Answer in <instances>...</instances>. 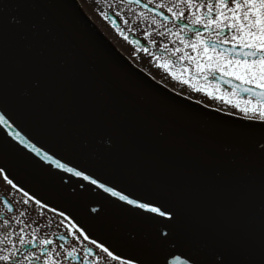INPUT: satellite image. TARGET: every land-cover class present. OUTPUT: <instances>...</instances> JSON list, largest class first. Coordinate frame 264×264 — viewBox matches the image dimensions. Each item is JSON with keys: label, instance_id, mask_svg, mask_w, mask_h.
Segmentation results:
<instances>
[{"label": "snow or ice", "instance_id": "snow-or-ice-1", "mask_svg": "<svg viewBox=\"0 0 264 264\" xmlns=\"http://www.w3.org/2000/svg\"><path fill=\"white\" fill-rule=\"evenodd\" d=\"M127 2L139 5L141 0ZM120 3H124V0H120ZM151 3L152 0H148L144 4L145 9H149ZM15 6L38 11L5 18L2 15L5 5L0 3V131H5L7 145L22 146L21 151L29 150L25 155L34 153L42 162V167L46 164L49 170L55 167L87 181V184H79L81 195L102 196L123 213L119 228L129 245L130 254L119 252L95 238H91L92 245L118 264H264V248L259 259L238 258L237 250L225 242L220 232L190 217L168 189L145 186L133 190L117 183L107 174L101 162L116 153L123 135L122 125L103 118L75 124L69 120L74 103L62 88L65 61L57 51L56 34L48 14L43 11L45 5L42 0H18ZM200 6H206L207 12L200 13ZM150 11L154 14L149 17L152 23L163 28L159 35L180 45L172 49V54L178 61L187 62L182 65L180 76L172 71L171 60H165L159 66L182 83L188 84L192 79L204 81L205 86L198 91L210 97L215 93L216 99L232 104L244 113L245 118L258 121V130L254 127L241 129L235 131L233 136L246 142L242 159L258 157L264 161V0H207L206 5L205 0H173L172 3L157 0ZM140 15L147 16V12ZM156 15L166 22L182 20L186 16L189 19L179 28H169L157 21ZM191 25H203L206 35ZM225 28L228 33L222 35ZM188 33L194 35L188 36ZM143 35L150 37L147 31ZM148 42L156 43L151 38ZM161 46H164L162 42ZM184 72L191 75L185 79ZM221 81L231 85L230 92L218 86ZM18 108L38 111L50 120L67 126L87 160L82 159L81 162L78 158L65 162V156L55 146L41 144L38 147L39 140L22 134L23 129L14 114ZM89 146L94 149L93 155L100 153L96 160L88 159L85 149ZM242 159L212 153L204 157L201 164L203 169L213 170L215 177L222 179L226 169H238ZM0 173L4 174L9 185L16 187L13 180L8 178L6 169L0 167ZM35 203L39 205L41 201L36 198ZM94 203L97 206L91 208V213H98L103 205L98 200ZM60 215L64 216V213ZM9 223L8 219L3 221L4 225ZM72 227L78 228L85 240L90 239V234L78 222ZM11 235L15 233L9 229V235H4V239L15 243ZM36 238L33 235L32 240ZM18 240L20 244L32 242L23 236ZM52 243L47 238L40 240L42 246ZM39 251L44 253L43 264H62L69 257L80 259L75 249L68 250L66 256L43 247ZM84 251L85 264H93L89 261L93 249ZM17 255L11 248L0 249V264H21L16 259ZM31 255L40 259L35 252ZM24 259L28 260L29 257L25 256Z\"/></svg>", "mask_w": 264, "mask_h": 264}, {"label": "water", "instance_id": "water-1", "mask_svg": "<svg viewBox=\"0 0 264 264\" xmlns=\"http://www.w3.org/2000/svg\"><path fill=\"white\" fill-rule=\"evenodd\" d=\"M17 2L0 0L5 18L38 11L18 8ZM42 3L56 34L57 51L65 61L62 88L74 103L69 120L75 124L103 118L122 125L116 153L101 162L107 174L133 190L168 189L190 217L220 232L238 258L259 259L264 248V161L242 159L246 142L233 136L241 129L258 130L259 122L209 108L154 81L100 34L77 0ZM14 114L22 134L39 140L38 147L55 146L65 162L87 160L64 124L35 110L18 108ZM5 139V131H0V144L17 161L5 167L14 184L63 212L72 223L78 222L90 239L130 254L119 228L120 210L102 196L81 195L79 184L87 181L55 167L49 170L46 164L42 167L34 153L25 155L29 150L9 146ZM85 151L89 160L100 156L99 152L93 155L91 146ZM212 153L242 159V163L238 169L227 168L223 178L217 179L213 170L201 164ZM97 200L103 208L91 213Z\"/></svg>", "mask_w": 264, "mask_h": 264}, {"label": "flooded vegetation", "instance_id": "flooded-vegetation-1", "mask_svg": "<svg viewBox=\"0 0 264 264\" xmlns=\"http://www.w3.org/2000/svg\"><path fill=\"white\" fill-rule=\"evenodd\" d=\"M148 2V0H142ZM157 0H152L150 6H155ZM172 3L173 0H168ZM207 0H205L206 5ZM97 8L104 13L107 20L106 36L114 43L120 51H122L135 65L140 67L149 73L156 80L164 83L173 90L184 94L186 96L199 99L202 95H207L205 92L198 91L197 89L204 87L205 82L202 80L192 79L190 83H182L180 79H175L165 68L160 67L161 63L165 60H171L173 62L172 71L177 73V76L181 75L182 65L187 62L178 61L176 56L172 54V49L179 47L178 42H174L169 38L161 37L159 33L163 32L158 24H153L149 17L154 14L140 5L128 3L124 0V3H120V0H105V2L96 3ZM231 7V4H229ZM182 8L187 11L186 7L181 5ZM166 14L167 10L164 9ZM147 12V16H142L140 13ZM207 12L206 6H200V13ZM108 14H111L117 21L118 25L114 26L108 19ZM215 14L213 13V16ZM230 15V14H229ZM156 20L161 24H165L167 27L179 28L181 23H187L188 17L186 16L182 20L171 19L166 22L163 19L155 16ZM194 29H199L203 33V25H191ZM155 29V31H153ZM112 31L115 36L121 38V42L117 38L111 35ZM150 33V37H145L143 32ZM228 29H223L222 35L227 34ZM188 36L194 35V33L186 34ZM131 37H135L137 41H133ZM149 38L156 41V43H149ZM163 43V47L161 46ZM230 47V45H225ZM147 49V51H145ZM194 71V69H193ZM191 74L184 72L183 76L187 79ZM235 82V81H234ZM193 85L195 87H193ZM218 86L221 89L231 91V86L222 84L219 82ZM209 87H212L209 85ZM214 95H216L214 93ZM241 95H244L243 93ZM201 100V99H199ZM202 101V100H201ZM205 101V100H204ZM217 107V105L213 104ZM219 105V104H218ZM11 158L0 147V166L5 163H12ZM26 202V203H25ZM10 205V207H9ZM8 219L10 223L4 225L3 221ZM9 229L15 233L11 235V240L15 243H10L9 240L4 239V235H9ZM33 235L37 238L32 240ZM23 236L26 240H31V243L20 244L18 238ZM64 237V239H61ZM50 239L53 241L52 245H40L41 239ZM0 249L11 248L18 253L16 259L21 261V264H43L44 253L39 251L41 247L46 248L48 251H58L63 255H67L68 250L75 249L76 255L80 258L77 260L69 257L66 261H62V264H85L83 257L86 255L85 249L92 248L93 253L89 254V261L96 264H118L116 261H112L106 254L101 252L100 249L92 245L90 240H85L80 233L72 227L65 218L58 213L46 208L41 204H36L35 201L28 195H25L23 191L17 187L9 185L4 179V174L0 173ZM35 252L36 257L31 253ZM29 257L25 260L24 257Z\"/></svg>", "mask_w": 264, "mask_h": 264}, {"label": "rangeland", "instance_id": "rangeland-1", "mask_svg": "<svg viewBox=\"0 0 264 264\" xmlns=\"http://www.w3.org/2000/svg\"><path fill=\"white\" fill-rule=\"evenodd\" d=\"M83 2H84V4H85V7H87L88 8V12L90 13V12H92V15L96 18L95 20H96V22L98 23H100L101 25H103V27H105L106 28V26H108L107 25V22H106V20H105V18L101 15V13H100V11L99 10H97L96 8H94L93 7V5H92V3L89 1V0H83ZM91 15V16H92ZM93 17V18H94ZM98 23V24H99ZM99 24V25H100ZM109 27V26H108ZM111 35H113V36H115L114 35V33L112 32V31H110L109 32ZM116 38H117V40L119 41V42H121L122 40H121V38H119V36H115ZM208 97V98H207ZM205 100H207L208 102H210V103H213V102H215V104L216 105H221V106H227V108L228 109H226V108H222V109H225V110H229L230 108V110H232L233 112H237V113H239V114H244L243 112H241L239 109H236L232 104H228V103H225L224 102V100L223 99H216L215 98V95H213V96H206L205 98H204ZM235 108V109H234Z\"/></svg>", "mask_w": 264, "mask_h": 264}]
</instances>
